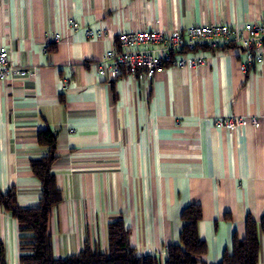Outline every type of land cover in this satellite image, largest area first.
<instances>
[{
    "label": "crops",
    "instance_id": "1",
    "mask_svg": "<svg viewBox=\"0 0 264 264\" xmlns=\"http://www.w3.org/2000/svg\"><path fill=\"white\" fill-rule=\"evenodd\" d=\"M263 20L264 0H0V47L27 71L0 81V193L37 206L30 164L48 153L38 134L52 133L51 173L63 198L48 223L55 258L85 246L105 252L107 225L121 220L137 255L164 264L179 244L181 212L199 205L203 260L218 264L233 236L243 239L247 218L259 224L264 61L242 73L241 49L207 50L200 67L152 77H113L107 66L99 75L97 63L119 33ZM238 117L258 124L216 125ZM259 243L264 264V232ZM0 251L5 264H19L18 224L1 205Z\"/></svg>",
    "mask_w": 264,
    "mask_h": 264
},
{
    "label": "trees",
    "instance_id": "2",
    "mask_svg": "<svg viewBox=\"0 0 264 264\" xmlns=\"http://www.w3.org/2000/svg\"><path fill=\"white\" fill-rule=\"evenodd\" d=\"M224 48H221V50ZM40 145L47 147L45 157L33 160L31 171L41 184L38 204L21 208L15 192L0 193V205L14 217L19 229V264H159L153 256H139L129 242V232L121 220L107 225L105 252L85 246L79 253L65 258H55L48 223L52 210L62 201V193L51 173L55 156V137L49 131L38 134ZM202 218L199 205H190L180 215L182 223L179 244L167 248L164 264H205L206 243L200 239L198 224ZM264 232V218L257 224L251 218L245 222L243 239L233 236L230 252H226L218 264H258L259 234ZM0 264H5L0 251Z\"/></svg>",
    "mask_w": 264,
    "mask_h": 264
},
{
    "label": "built area",
    "instance_id": "3",
    "mask_svg": "<svg viewBox=\"0 0 264 264\" xmlns=\"http://www.w3.org/2000/svg\"><path fill=\"white\" fill-rule=\"evenodd\" d=\"M68 25L76 30L72 19ZM89 38L94 36L87 30ZM58 39V36H55ZM237 47L244 53L240 64L242 73L264 61V20L231 28L226 24L193 25L184 30L161 32L155 29L119 33L114 46L107 50L97 63V74L105 73V66L113 77L127 73L133 77L139 73L147 77L163 72L169 67L197 68L205 63L207 50ZM27 71L9 62L8 50L0 47V81L24 77ZM247 122L256 126L255 117L245 119L226 118L217 122L220 128H236Z\"/></svg>",
    "mask_w": 264,
    "mask_h": 264
}]
</instances>
